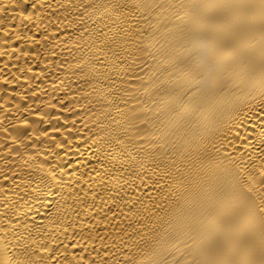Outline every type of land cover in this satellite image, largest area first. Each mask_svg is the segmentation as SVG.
I'll return each mask as SVG.
<instances>
[{
	"label": "bare ground",
	"instance_id": "bare-ground-1",
	"mask_svg": "<svg viewBox=\"0 0 264 264\" xmlns=\"http://www.w3.org/2000/svg\"><path fill=\"white\" fill-rule=\"evenodd\" d=\"M0 264H264V0H0Z\"/></svg>",
	"mask_w": 264,
	"mask_h": 264
}]
</instances>
